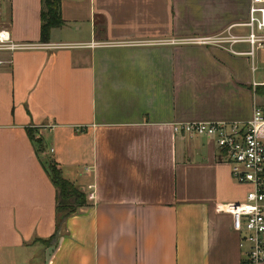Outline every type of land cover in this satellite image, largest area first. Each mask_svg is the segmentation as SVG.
Listing matches in <instances>:
<instances>
[{
  "label": "crops",
  "instance_id": "0c3cea01",
  "mask_svg": "<svg viewBox=\"0 0 264 264\" xmlns=\"http://www.w3.org/2000/svg\"><path fill=\"white\" fill-rule=\"evenodd\" d=\"M249 1L60 0L65 25L41 44L40 0H0V29L50 48L0 53V264H242L216 209L246 189L213 141L172 128L248 121L258 96L239 57L171 41L246 32ZM48 162L87 202L50 258L33 244L55 230Z\"/></svg>",
  "mask_w": 264,
  "mask_h": 264
},
{
  "label": "built area",
  "instance_id": "2783aa9c",
  "mask_svg": "<svg viewBox=\"0 0 264 264\" xmlns=\"http://www.w3.org/2000/svg\"><path fill=\"white\" fill-rule=\"evenodd\" d=\"M235 27L245 29V34L231 35L232 26L218 35L171 43L215 47L235 57H246L253 76L257 72L255 51L264 48V0H250L246 22ZM235 45H246L248 51L238 52ZM101 46L96 43L87 45L89 48ZM34 49L50 48L48 45L16 43L6 30L0 29V53L12 55L17 51ZM2 64L4 62L0 61V66ZM250 86L253 91L264 87V69L261 81L253 80ZM172 130L175 134L202 137L215 143L230 166L233 181L246 189L242 202L220 206L216 210L232 218V230L239 236V249L243 254L242 264H264V109L253 107L251 118L245 122L182 123L174 125Z\"/></svg>",
  "mask_w": 264,
  "mask_h": 264
},
{
  "label": "trees",
  "instance_id": "16d2710c",
  "mask_svg": "<svg viewBox=\"0 0 264 264\" xmlns=\"http://www.w3.org/2000/svg\"><path fill=\"white\" fill-rule=\"evenodd\" d=\"M39 20V43L46 44L49 42L51 31L61 29L65 25L61 17L60 0H40ZM254 93L264 97V87L256 88ZM44 169L55 191V230L48 240L36 239L33 244H39L44 250H48L50 258L58 245L56 233L61 232L65 221L86 207L87 202L85 195L62 177L57 165L48 162Z\"/></svg>",
  "mask_w": 264,
  "mask_h": 264
},
{
  "label": "rangeland",
  "instance_id": "374dc122",
  "mask_svg": "<svg viewBox=\"0 0 264 264\" xmlns=\"http://www.w3.org/2000/svg\"><path fill=\"white\" fill-rule=\"evenodd\" d=\"M224 32L218 31L216 33L214 32V34L218 35V33L221 34ZM232 32H230L231 35H232ZM244 34H245V32L240 33V35H244ZM233 35H237V34L234 33ZM191 36L193 37V36H200V35L199 34H193ZM210 36H213V35H210ZM189 46H193V45H189ZM204 49H206L209 52V50L213 49V48L205 47ZM218 50L219 49L217 48V51ZM235 50L238 52H246V51H248V47L246 45H239L235 48ZM220 52H225L226 54H230L229 52H227L223 49L220 50ZM235 59H236L235 61L238 62L237 64H239V80L240 81H243L244 83H247V84H251V82L253 80L255 82L261 81L262 73H263V69H264V48L255 51L254 66L256 67L257 72L253 76L250 73V61L246 57H239V58H235ZM251 98H252L251 94H249L248 92L239 91V101H237L235 103L236 109H238L239 111L237 113V111L235 110L234 113L230 115V117L234 118V119L239 118V120L248 118V116L250 114L251 103H252ZM263 98L264 97H259V96L256 97V102H257L256 104L260 107H264V99ZM241 193H242V189L239 188V195H241Z\"/></svg>",
  "mask_w": 264,
  "mask_h": 264
},
{
  "label": "water",
  "instance_id": "95a60500",
  "mask_svg": "<svg viewBox=\"0 0 264 264\" xmlns=\"http://www.w3.org/2000/svg\"><path fill=\"white\" fill-rule=\"evenodd\" d=\"M59 235H60V231H58V232L56 233V238H58Z\"/></svg>",
  "mask_w": 264,
  "mask_h": 264
}]
</instances>
